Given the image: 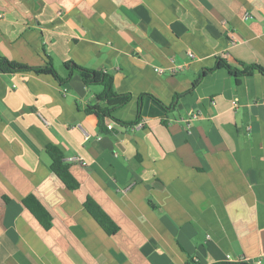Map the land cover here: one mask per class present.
<instances>
[{
    "label": "crops",
    "instance_id": "0c3cea01",
    "mask_svg": "<svg viewBox=\"0 0 264 264\" xmlns=\"http://www.w3.org/2000/svg\"><path fill=\"white\" fill-rule=\"evenodd\" d=\"M0 57L61 79L0 70V264H264V75L207 71L264 67V0H0ZM68 62L110 74L130 95L112 116L139 124L99 134L87 109L117 102Z\"/></svg>",
    "mask_w": 264,
    "mask_h": 264
},
{
    "label": "trees",
    "instance_id": "16d2710c",
    "mask_svg": "<svg viewBox=\"0 0 264 264\" xmlns=\"http://www.w3.org/2000/svg\"><path fill=\"white\" fill-rule=\"evenodd\" d=\"M68 69L67 78L72 76L73 71H82L87 74V77L84 79V84L86 86L91 85H100L102 86V93L100 100L102 102H117L113 107H100L97 109H93L89 107L87 109L88 113L95 114L97 117V128L99 134H108L111 133V130L107 128L108 120L115 122L118 126L124 128H134L140 122V115L133 121L125 122L115 119L112 116V112L125 105L129 99V94H117L113 88V79L112 76L104 71H95V70H87L82 67L74 64L73 62H68L65 64ZM241 69L233 68L228 65L224 60L218 59V62L215 68L209 69L207 71H212L217 68H225L228 72H230L235 77L250 75L253 72H259L264 75V67H261L257 64H241ZM0 70L2 72H23V71H34L36 73H44L51 74L56 79L61 80L57 75L53 66L49 63L43 67H29L21 64H17L11 62L5 58L0 57ZM200 79V78H199ZM67 79L61 82H65ZM199 80L195 81L192 85V88L188 91L191 92L192 89L197 85ZM153 98L156 102L163 105L158 99L154 98L151 95H147ZM180 97V95H176L175 99ZM164 106V105H163ZM168 108V107H167ZM46 152L51 159L50 168L52 172H54L60 180L70 189H76L78 187V182L73 178L70 174L68 165L63 160V155L61 151L55 145H48L46 147ZM24 206L28 208L34 216L39 220L42 226L48 229L51 226V217L49 213L37 202L33 195L27 196L23 200ZM84 207L86 210L94 217V219L101 225V227L108 234H115L118 231V227L109 219V217L103 212V210L91 199H86L84 203ZM187 264H197L195 261L189 259Z\"/></svg>",
    "mask_w": 264,
    "mask_h": 264
},
{
    "label": "built area",
    "instance_id": "2783aa9c",
    "mask_svg": "<svg viewBox=\"0 0 264 264\" xmlns=\"http://www.w3.org/2000/svg\"><path fill=\"white\" fill-rule=\"evenodd\" d=\"M250 17V15H249V13H246L245 14V18H249ZM181 68H180V66H171V67H169V68H167V69H164V68H155V71L157 72V73H159V74H161V73H164V72H167V73H169V74H174L176 71H178V70H180ZM192 119H194L195 117L194 116H192L191 117ZM115 127V124H114V122H112V121H110L108 124H107V128L109 129V130H112L113 128ZM78 160H81V158H78ZM260 263V261H258V263L257 264H259Z\"/></svg>",
    "mask_w": 264,
    "mask_h": 264
},
{
    "label": "water",
    "instance_id": "95a60500",
    "mask_svg": "<svg viewBox=\"0 0 264 264\" xmlns=\"http://www.w3.org/2000/svg\"><path fill=\"white\" fill-rule=\"evenodd\" d=\"M111 132H113V133H117L118 132V130L117 129H115V128H113L112 130H111ZM226 264H247V263H226Z\"/></svg>",
    "mask_w": 264,
    "mask_h": 264
}]
</instances>
